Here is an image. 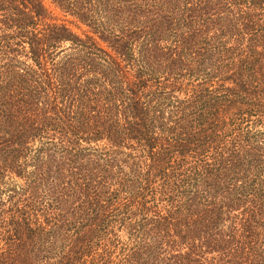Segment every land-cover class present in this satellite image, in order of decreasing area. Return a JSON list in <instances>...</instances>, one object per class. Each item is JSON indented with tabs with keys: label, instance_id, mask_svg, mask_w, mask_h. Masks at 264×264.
Instances as JSON below:
<instances>
[{
	"label": "trees",
	"instance_id": "obj_1",
	"mask_svg": "<svg viewBox=\"0 0 264 264\" xmlns=\"http://www.w3.org/2000/svg\"><path fill=\"white\" fill-rule=\"evenodd\" d=\"M0 264H264V0H0Z\"/></svg>",
	"mask_w": 264,
	"mask_h": 264
},
{
	"label": "rangeland",
	"instance_id": "obj_2",
	"mask_svg": "<svg viewBox=\"0 0 264 264\" xmlns=\"http://www.w3.org/2000/svg\"><path fill=\"white\" fill-rule=\"evenodd\" d=\"M49 9L51 10L53 16H55L60 21H65L70 25V27L79 34H82L83 30H86L87 27L78 21L74 20L73 17L69 15H65L62 11H60L58 8L54 6H49Z\"/></svg>",
	"mask_w": 264,
	"mask_h": 264
}]
</instances>
